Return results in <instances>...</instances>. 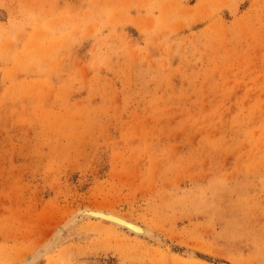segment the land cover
I'll use <instances>...</instances> for the list:
<instances>
[{
    "label": "rangeland",
    "instance_id": "374dc122",
    "mask_svg": "<svg viewBox=\"0 0 264 264\" xmlns=\"http://www.w3.org/2000/svg\"><path fill=\"white\" fill-rule=\"evenodd\" d=\"M85 206L166 243L40 264H264V0H0V264Z\"/></svg>",
    "mask_w": 264,
    "mask_h": 264
},
{
    "label": "bare ground",
    "instance_id": "6f19581e",
    "mask_svg": "<svg viewBox=\"0 0 264 264\" xmlns=\"http://www.w3.org/2000/svg\"><path fill=\"white\" fill-rule=\"evenodd\" d=\"M85 222H94L97 227L109 226L135 238L162 245V247L166 243L164 237L160 236L152 228L120 212L102 206H85L69 212L58 226L39 245L31 249L27 255H24L17 264H40L43 260H47L55 252L59 251L70 236H73L72 234L75 235L79 226ZM84 234L83 238L88 236V233L84 232ZM78 237L82 238L81 235Z\"/></svg>",
    "mask_w": 264,
    "mask_h": 264
}]
</instances>
